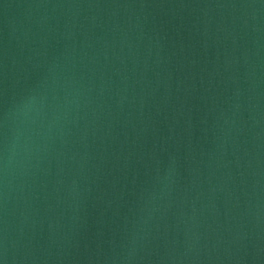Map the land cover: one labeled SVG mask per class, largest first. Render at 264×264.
Masks as SVG:
<instances>
[{
  "label": "water",
  "instance_id": "1",
  "mask_svg": "<svg viewBox=\"0 0 264 264\" xmlns=\"http://www.w3.org/2000/svg\"><path fill=\"white\" fill-rule=\"evenodd\" d=\"M0 264H264V0H0Z\"/></svg>",
  "mask_w": 264,
  "mask_h": 264
}]
</instances>
